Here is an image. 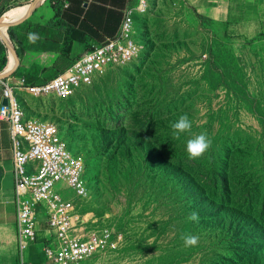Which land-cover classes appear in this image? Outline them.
Here are the masks:
<instances>
[{
    "label": "rangeland",
    "instance_id": "1",
    "mask_svg": "<svg viewBox=\"0 0 264 264\" xmlns=\"http://www.w3.org/2000/svg\"><path fill=\"white\" fill-rule=\"evenodd\" d=\"M89 1L78 4L88 5L87 19L100 17L81 32L88 37L106 31L114 35L124 11L133 6L140 52L75 94H17L28 121L53 125L57 139L66 141L68 157L85 163V169H78V184H84L89 196L78 203V214L86 234L108 231L110 237L84 264H202L212 238L193 230L198 243L185 246L181 236L192 233L194 221L183 210L182 197L200 192L197 180L208 186L204 198L214 199L213 177L194 159L173 155L186 151L194 135L207 133L212 145L206 152L226 141L242 151L237 159L241 170L256 173L250 181L239 178L240 188L257 183L264 189V23L243 15L214 21L184 0H146L138 6L139 0H96L97 7ZM245 76L251 80L248 85ZM182 115L192 128L176 139L171 125ZM163 170L181 171L177 177L184 193ZM28 172L37 181L39 162H31ZM251 201L237 198L243 217L256 215ZM217 212L212 209L211 214ZM259 228L258 247L264 256V226Z\"/></svg>",
    "mask_w": 264,
    "mask_h": 264
},
{
    "label": "built area",
    "instance_id": "2",
    "mask_svg": "<svg viewBox=\"0 0 264 264\" xmlns=\"http://www.w3.org/2000/svg\"><path fill=\"white\" fill-rule=\"evenodd\" d=\"M145 2L139 0L136 6ZM123 15L115 36L92 46L66 70L42 84H30L22 78L18 85H11L1 78L0 73L2 96L8 100L6 106H0V120L9 124L12 140L18 246L22 259L31 249V244L37 241L41 222L46 223L50 231L44 247L48 264H84L105 247L110 237L108 231L86 234L84 222L78 214V203L89 196L84 184H78V169H85V163L68 157L65 140L49 143L48 135L51 133L43 132L44 124H41V129H34L31 118L29 122H21L14 109V95L18 88L37 89L39 97L51 93L75 94L109 70L131 61L132 56L140 52L135 45L133 6L127 8ZM31 154L42 155L41 164H44V173H48L47 181H40L39 174L38 183L24 179L21 158ZM70 192L71 196L68 195ZM42 217L44 220L40 221Z\"/></svg>",
    "mask_w": 264,
    "mask_h": 264
},
{
    "label": "crops",
    "instance_id": "3",
    "mask_svg": "<svg viewBox=\"0 0 264 264\" xmlns=\"http://www.w3.org/2000/svg\"><path fill=\"white\" fill-rule=\"evenodd\" d=\"M31 1L0 0V21L2 22L3 18L10 19L14 43L11 40L10 42L17 53L16 62H19L17 69L5 78L11 85H18L22 78L28 83L42 84L67 69L86 52V43L78 40L73 42L70 51H66L67 28L71 26L76 30H82L85 24L100 17L87 19L90 12L86 9L88 5L84 6L82 3L80 7L78 5L80 0H59L67 5L59 12L53 6L56 0L49 1L48 4H44L46 0H38V7L30 14L31 9L26 6ZM184 2L198 14L218 22H226L234 15H243L252 21H260L264 14V0H184ZM89 4L99 6L96 0H90ZM29 32L39 34L40 38L36 43L28 41ZM116 34L108 35V31L101 36L92 33L91 37H88V43H93L92 46L98 45L103 42H99V39L106 40ZM8 58L10 59L9 50ZM3 99L0 86V106ZM13 175L9 124L0 120V264H48L44 247L50 237V231L44 222L39 225L36 244L25 258L20 257Z\"/></svg>",
    "mask_w": 264,
    "mask_h": 264
},
{
    "label": "trees",
    "instance_id": "4",
    "mask_svg": "<svg viewBox=\"0 0 264 264\" xmlns=\"http://www.w3.org/2000/svg\"><path fill=\"white\" fill-rule=\"evenodd\" d=\"M49 1L52 2L54 0ZM55 2L53 6H60L59 8L54 7L58 12L66 4L59 0ZM259 22L264 23V14ZM76 40L85 42L86 44L89 42L88 36L86 37L81 30H76L69 26L65 39L66 51H70L73 42ZM11 41L14 43L13 34H11ZM16 49L18 48L16 47ZM7 57L8 50L2 41H0V72H3L7 66ZM250 81L245 76V84L248 85ZM241 152L239 147L230 148L228 142L225 141L221 142L217 149L205 152L203 156L194 159L196 163L209 170V175L213 177L212 188L215 193V198L212 200L209 197L204 198L207 195L208 186L205 188V183L201 187L200 183L195 180V188L196 190H200V192L195 191V193L186 194L182 197V204L187 207L183 208L187 217L193 211L199 214L198 222L194 221V224L190 222L191 234L195 235L193 233L194 230L202 238H212L213 246L211 247L209 243L208 247L210 246V251L208 250L205 256H203L202 264H209L210 261H213L214 264H264V256L261 255L262 249L258 247V238L260 237L258 235L259 226H264V195L262 196L264 189L260 190L257 183H250L240 188L239 178L250 181L251 179H256L257 176L254 171L246 174L245 171L241 170L238 165L239 160L237 161ZM88 157L87 161L90 164L92 160L91 152H89ZM173 157H180L181 159L190 158L187 151L183 152L179 149L174 153ZM232 167L234 173L230 176V169ZM163 172L164 177L171 180L170 182H173L177 188H181L184 185L177 177V173L181 172L180 170H163ZM221 184H223V189L220 187ZM252 188H255L258 192L253 191L254 189L251 190ZM181 191L184 193L183 188H181ZM200 193L203 194L201 195ZM239 193L242 197L253 200L251 201L252 207L250 209L256 212V215H259L260 212L259 216L251 215L243 217L241 215L243 207L237 203V198L240 196L238 195ZM254 194H258L255 201ZM212 209L218 210L217 214L212 215Z\"/></svg>",
    "mask_w": 264,
    "mask_h": 264
},
{
    "label": "bare ground",
    "instance_id": "5",
    "mask_svg": "<svg viewBox=\"0 0 264 264\" xmlns=\"http://www.w3.org/2000/svg\"><path fill=\"white\" fill-rule=\"evenodd\" d=\"M41 1H43V0H41ZM9 25H10V19H8V18L4 19L3 18L2 22L0 23V26L3 29L1 33H3V36L6 39H7V35L5 33V30H8ZM135 45H136V43H135ZM135 55L132 56V59L135 57ZM10 56H11L10 57L11 60L9 61V64H8L7 68L12 70L17 65L16 58H15V56H13V51L12 50L10 51ZM127 62H129V61H127ZM127 62H125V63H127ZM125 63H123V64H125ZM18 91H24V92L39 96V90L33 89V88H18L17 89V93H15V95H14V109H15L16 113L19 114L20 121L21 122H29L27 117H26V115H25V112H24V110H23V108H22V106L19 103V100L17 98ZM50 95H56V96L63 97V96H68L69 94L63 95V94H60V93H51L48 96H50ZM32 123L33 122H31V124ZM35 124L36 125L32 124V125H34V129H41V124H38V123H35ZM43 132H50L51 133V135H48V142L49 143H56V140L59 141L57 139L56 128L53 125L44 124L43 125ZM66 152H67V147H66ZM67 155H68V152H67ZM33 161H35V162L37 161V162H39V165H41V172H40L39 180L40 181H47L48 180V173H44V164H41L42 155H40V154L24 155L21 158V171H22V175L24 176V179H27L28 182H30V183H38V180L37 181H33L28 176V174H29L28 165L31 162H33Z\"/></svg>",
    "mask_w": 264,
    "mask_h": 264
},
{
    "label": "clouds",
    "instance_id": "6",
    "mask_svg": "<svg viewBox=\"0 0 264 264\" xmlns=\"http://www.w3.org/2000/svg\"><path fill=\"white\" fill-rule=\"evenodd\" d=\"M39 34L29 32L27 39L30 43H36L39 39ZM171 128L173 129V135L176 139H179L181 133L190 132L192 128V122L189 120L187 115H182L177 121L172 123ZM212 140L208 137L207 133H200L194 135L187 141L186 151L190 158L195 159L204 155L206 151L210 149ZM190 221H199V214L195 211L191 212L188 216ZM185 246H194L198 243L199 237L191 234H185L181 236Z\"/></svg>",
    "mask_w": 264,
    "mask_h": 264
},
{
    "label": "water",
    "instance_id": "7",
    "mask_svg": "<svg viewBox=\"0 0 264 264\" xmlns=\"http://www.w3.org/2000/svg\"><path fill=\"white\" fill-rule=\"evenodd\" d=\"M37 3H38V0H32V1L30 2V4L26 6L27 8L31 9V13H30V14H32L33 11L38 7ZM85 6H87V5H85ZM12 32H13V30H5V33H6V35H7V39L3 36V33L0 34V40H1V41L4 43V45H6V47H8V49H9V57H10V51H11V50L14 51V52L16 53V50H15L14 47L12 46V44H11V42H10V38H9V35H10ZM16 54H17V53H16ZM18 65H19V62L17 63V65H16V66L14 67V69H12V70L9 69V68H6V69L3 71L2 75H1V78H6L9 74H11L12 72H14V71L17 69ZM7 103H8V100H7L6 98H4L3 101H2V105H3V106H6Z\"/></svg>",
    "mask_w": 264,
    "mask_h": 264
}]
</instances>
